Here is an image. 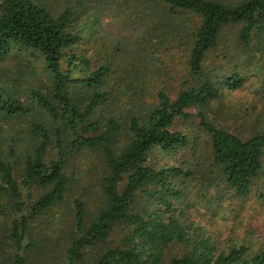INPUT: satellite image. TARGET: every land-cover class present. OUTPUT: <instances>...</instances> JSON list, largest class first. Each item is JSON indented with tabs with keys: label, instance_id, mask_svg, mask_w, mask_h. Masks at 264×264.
<instances>
[{
	"label": "trees",
	"instance_id": "1",
	"mask_svg": "<svg viewBox=\"0 0 264 264\" xmlns=\"http://www.w3.org/2000/svg\"><path fill=\"white\" fill-rule=\"evenodd\" d=\"M104 18L119 25L107 36L112 55L92 65L67 52ZM15 54H32L48 83L22 89L24 74L36 81L34 67L0 75V201L20 212L9 222V264L24 263L29 222L65 201L67 157L87 147L103 157L100 204L88 216L83 200L72 201L61 264H264V241L223 243L178 203L194 181L246 196L264 171V128L241 138L216 123L225 94L248 76L264 81V0H0V59ZM155 54L177 59L175 87L145 80L162 78L146 66ZM196 128L207 150L182 153L197 144ZM155 148L181 155L156 167ZM22 186L42 191L27 207Z\"/></svg>",
	"mask_w": 264,
	"mask_h": 264
},
{
	"label": "rangeland",
	"instance_id": "2",
	"mask_svg": "<svg viewBox=\"0 0 264 264\" xmlns=\"http://www.w3.org/2000/svg\"><path fill=\"white\" fill-rule=\"evenodd\" d=\"M118 29V23L104 18L100 26L94 29L92 35H85L79 44L67 52L83 54L91 58L92 65L97 64L113 54V44L116 42L112 39L109 41L107 36L112 37L111 35ZM108 33L109 35H104ZM103 44L109 47L99 50ZM154 56L158 59L157 62L147 64V69L156 71L160 67L162 78L159 80L151 77L145 80L152 85L155 83L161 85L164 81L168 88L175 87V75L177 77L180 70L177 59L167 55L155 54ZM25 67H34L37 82H32L24 74L21 78V83L25 81L22 83V89L29 84L47 86V74L32 54H15L0 59V75L10 74L17 68L23 70ZM142 72L146 71L142 70ZM27 79L29 81H26ZM220 103L222 106H219L218 110L222 115L216 116L218 119L216 123L226 126L241 138H247L254 130L264 128V81L252 75L248 76L240 89L225 94ZM190 128L191 125L186 123L178 121L174 123V129H182L187 134L190 133ZM194 134L199 136L197 144L182 153L198 156L201 155L202 149L207 150V138L199 133L197 128L194 129ZM53 154L56 155L55 149L51 151V155ZM180 155L181 153H164L155 148L149 155L148 164L156 167L171 164L176 162ZM20 162L21 160L15 162L14 169L19 183L22 167ZM103 168V157L99 148L87 147L72 150L69 153L65 168V175L69 179L66 199L29 222L30 232L23 242L25 259L23 264H61L63 262L69 238L74 235L72 201L75 198L83 200L88 216L96 213L97 206L100 204L99 179ZM21 191L26 207L42 192L37 187L27 189L23 186ZM182 200L183 204H180L178 200L182 207L191 204L188 212L193 221L206 231L220 235V241L223 243L228 242L230 238L235 240L242 238L255 247L264 241V171L259 179L252 183L246 196L235 197L217 184L204 186L201 182L194 181L190 182L187 196ZM0 205H5L7 208L6 212L1 213L4 209L0 207V264H9L14 254L11 240L8 237L9 222L13 217H19L20 212L11 208L4 200L0 201ZM176 206L179 208L178 204ZM117 234L118 231L113 233L112 242L117 238ZM98 250L100 247L94 251H88L85 257L86 263L94 260Z\"/></svg>",
	"mask_w": 264,
	"mask_h": 264
}]
</instances>
